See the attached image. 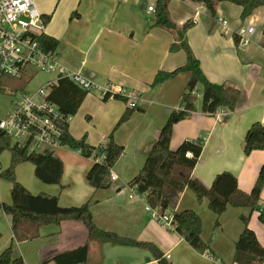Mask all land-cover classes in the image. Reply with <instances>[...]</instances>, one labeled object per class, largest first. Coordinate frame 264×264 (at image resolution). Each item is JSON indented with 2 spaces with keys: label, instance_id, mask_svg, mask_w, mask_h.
<instances>
[{
  "label": "crops",
  "instance_id": "crops-1",
  "mask_svg": "<svg viewBox=\"0 0 264 264\" xmlns=\"http://www.w3.org/2000/svg\"><path fill=\"white\" fill-rule=\"evenodd\" d=\"M38 2L47 21L45 36L58 41L59 63L67 72L80 74L98 87L88 92L77 114L70 118V134L75 139L86 136L92 146L104 143L109 137L130 106L129 101L110 96L105 99L100 89L107 83L114 89L122 87L138 94L137 109L140 110L136 109L130 120L114 132V140L124 147V152L111 169V175L117 179L108 188L95 190L88 184L87 174L95 163L92 158L84 161L79 152L62 146L51 149L54 154L68 149L61 151L60 156L55 154L64 161L62 181L65 178L67 183L21 184L34 196L57 197L61 208L90 203L93 220L101 230L151 243L171 264H236V242L245 228L242 217L249 218L248 226L264 248V224L260 221V214L264 213V186L260 212L229 206L220 216L218 226H215L217 216L209 209L208 200L199 202L192 190L183 191L174 210H193L200 216L202 238L210 245V250L204 254L194 250L178 233L164 228L147 210L145 195L130 198L129 184L143 168L171 112L180 108V97L190 78L189 73H181L152 86L158 72H172L187 61L184 50H170L176 42L175 35L155 25V12H150L148 7L155 6L156 0ZM168 9L178 28L188 21L194 23L186 32V41L209 81L229 84L241 91L234 112L221 109L209 115L196 111L190 118L175 124L170 148L177 150L185 141L204 139L192 177L210 188L218 174L230 172L237 178L240 190L250 193L264 169V150L253 151L249 156L244 152L250 127L256 122L264 125V6L244 20L242 8L230 2L217 4L215 18L197 2L171 0ZM220 18L227 22L225 26L218 21ZM249 26L254 28L249 43L237 45L234 35L240 39L239 31ZM48 78L44 75L37 88ZM68 155L73 157L68 159L70 163L76 164L75 158L81 162L78 178L66 177ZM11 190V183H0L1 203L12 204ZM32 233L37 236L16 240L10 217L0 209V254L13 245L14 256L21 257L23 264H39L45 259H50L48 264H56L52 260L56 255L86 243L89 255L87 263L82 264H158L150 250L89 238L80 222L42 225Z\"/></svg>",
  "mask_w": 264,
  "mask_h": 264
},
{
  "label": "trees",
  "instance_id": "trees-1",
  "mask_svg": "<svg viewBox=\"0 0 264 264\" xmlns=\"http://www.w3.org/2000/svg\"><path fill=\"white\" fill-rule=\"evenodd\" d=\"M171 0H156L155 25L172 32L176 42L171 45V52L184 50L187 56L186 64L172 72L160 71L156 75L152 86L163 84L174 79L181 73H189L190 78L183 91L179 109L171 112L166 124L162 128L159 138L153 145L146 162L139 174L129 185L136 187L140 195L146 196L147 205L158 209L164 214L174 210L180 195L186 188L194 192L199 202L208 200L209 209L217 216L215 226L219 225L220 216L229 206L249 208L252 212L261 211L260 199L264 186V169L250 193L240 190L237 178L230 172H222L216 176L210 188H206L199 180L192 177V172L198 163L204 147V139L183 142L177 150L170 148L174 125L191 117L193 112L213 115L219 110L234 112L241 97V91L229 84H215L209 81L201 69L199 60L194 56L186 41V32L194 23L188 21L182 28L171 20L169 2ZM203 4L211 16H216V6L221 2H230L242 8L241 18H249L264 0H181ZM264 33V30H263ZM237 45L240 44L238 35H234ZM43 48L46 51L56 50L58 41L51 37H41ZM88 91L81 89L69 78H60L48 91L46 100L55 105L63 116L60 126L62 135L59 145L79 152L85 158H92L95 163L87 174L88 184L95 190L106 189L110 186L111 169L115 166L124 152V147L114 140V132L118 126L129 120L131 114L138 108L129 107L119 120L114 132L107 140L92 146L87 143L86 136L75 139L69 131L66 118L77 114ZM109 96H106L107 99ZM114 98L128 102L127 99L115 95ZM200 104V106H199ZM199 106V108H198ZM140 110V109H137ZM264 150V125L254 123L248 130L245 138V155L253 151ZM4 151L11 154L10 166L0 169V178L12 184V204L0 203L4 213L10 217L12 232L16 240L35 238L32 233L42 225L75 221L82 223L88 231L89 238L113 245H126L150 250L158 264H171L155 245L138 242L121 237L115 233L101 230L94 222L90 203L77 208H61L58 198L40 194L32 195L23 186L15 175L19 164L29 162L35 167L36 177L45 184H60L63 177L64 165L61 159L55 156L52 149L40 152L29 151L27 146L13 144L10 138L0 133V156ZM192 152L193 157H186ZM175 222L174 232L181 235L185 241L197 252L204 254L210 250L209 242L202 238V220L193 210L173 212ZM260 221L264 223V213L260 214ZM245 226L243 233L236 242L234 262L236 264H264V248L256 234L249 228V219L242 217ZM89 245L86 243L72 251L56 255L52 260L56 264L87 263ZM45 259L39 264H48ZM0 264H23L21 257L14 256L13 245L8 246L0 254Z\"/></svg>",
  "mask_w": 264,
  "mask_h": 264
},
{
  "label": "built area",
  "instance_id": "built-area-1",
  "mask_svg": "<svg viewBox=\"0 0 264 264\" xmlns=\"http://www.w3.org/2000/svg\"><path fill=\"white\" fill-rule=\"evenodd\" d=\"M148 10L154 12V6L148 7ZM218 21L223 26L227 23L222 18ZM46 25L47 21L35 0H0V94L4 87H9L10 79L22 80V83L30 79L33 81L39 75L49 77L34 91L26 89L16 94L6 109L0 103V110L3 109L0 133L10 138L13 144L27 146L29 151L34 152L60 146L63 116L55 105L46 100L50 88L64 77L88 92L98 88L80 74L67 72L59 63L57 50L46 51L43 48L41 37L45 36ZM253 32L252 26L242 28L239 31L240 43L248 44L249 35ZM100 92L103 97L118 95L125 98L133 108L139 103L138 94L127 92L122 87L114 89L110 83L104 85ZM70 118H66L68 123ZM186 157L192 158L193 153H186ZM116 179L115 175H110L109 181L112 183ZM138 195L137 188L131 186L130 198ZM146 208L164 228L174 231V210L162 214L148 205Z\"/></svg>",
  "mask_w": 264,
  "mask_h": 264
},
{
  "label": "rangeland",
  "instance_id": "rangeland-1",
  "mask_svg": "<svg viewBox=\"0 0 264 264\" xmlns=\"http://www.w3.org/2000/svg\"><path fill=\"white\" fill-rule=\"evenodd\" d=\"M35 2H36V5H37V8H38V5H39L38 0H35ZM38 10H39V8H38ZM43 78H44V75H39L33 81H31V79H30V80H28L26 82H22V83H21L22 80L10 79L9 83H11V84L9 85L8 88L4 87L3 90H2V93L0 94V103L3 106V109H6L8 106H10L11 105V101L16 98L15 95L19 94L22 90H26L27 89L28 91H34L35 89H37V85L42 81ZM45 94H46V90H45ZM3 109L0 110V116H3ZM121 117H122V115L120 116V118L116 122L115 126L113 127V129L111 130L109 135L114 132V130H115L119 120L121 119ZM130 118H129V120H130ZM124 124H125V122L122 123L120 126H118L116 128V130H118ZM116 130H115V132H116ZM67 150L66 149L58 150V151H56L55 154H56V156L57 155L60 156V152L61 151H67ZM70 150L68 152H70ZM77 156H80V155L77 154ZM80 157H81V159H84V161H86L85 159H87V158L82 157V156H80ZM72 158L73 157L68 155V157H66V159H65V161H66L65 165H66V177H67V179H69L70 176H74L75 178H78L80 173H81V170H82L81 166H79L81 164L79 159L75 158V163L76 164H74L73 162H71V163L69 162L68 159H72ZM0 161L2 163V169L3 168L4 169L8 168L10 166V152L9 151H4L2 153V155L0 156ZM62 162H64V161H62ZM15 175H16V179L20 183H42L36 177L34 167L30 163L19 164L16 167ZM0 183H1V185L3 183H5L7 185H10V183L8 181L3 180L1 178H0ZM60 183H67L66 179L64 178L63 181L61 179ZM0 209H2V208L0 207ZM254 212H256V211H254ZM246 218H248V217H246ZM261 223H263V222H261ZM248 225H249V222H248Z\"/></svg>",
  "mask_w": 264,
  "mask_h": 264
}]
</instances>
